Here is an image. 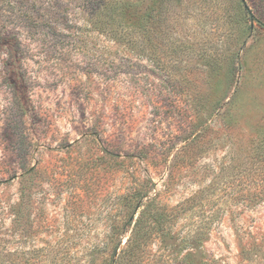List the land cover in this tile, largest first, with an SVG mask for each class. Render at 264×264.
Listing matches in <instances>:
<instances>
[{"label":"rangeland","instance_id":"1","mask_svg":"<svg viewBox=\"0 0 264 264\" xmlns=\"http://www.w3.org/2000/svg\"><path fill=\"white\" fill-rule=\"evenodd\" d=\"M138 3L0 0V264H264V0Z\"/></svg>","mask_w":264,"mask_h":264},{"label":"trees","instance_id":"2","mask_svg":"<svg viewBox=\"0 0 264 264\" xmlns=\"http://www.w3.org/2000/svg\"><path fill=\"white\" fill-rule=\"evenodd\" d=\"M138 0H83L86 22L98 33L106 36L112 41L123 43L133 50L141 51L138 44L139 34L143 27L142 14ZM10 5L11 2H10ZM13 6L9 7L10 12ZM147 16L152 15V9L145 11ZM128 21H127V20ZM142 221V213L134 222V237H138V226ZM152 225H158L160 218L155 217ZM132 235L127 238L130 241Z\"/></svg>","mask_w":264,"mask_h":264},{"label":"water","instance_id":"3","mask_svg":"<svg viewBox=\"0 0 264 264\" xmlns=\"http://www.w3.org/2000/svg\"><path fill=\"white\" fill-rule=\"evenodd\" d=\"M247 8V6H245Z\"/></svg>","mask_w":264,"mask_h":264}]
</instances>
